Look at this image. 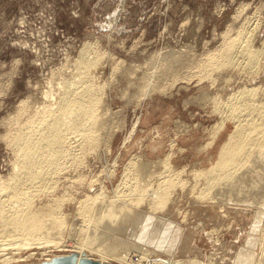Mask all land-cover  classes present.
<instances>
[{"label": "rangeland", "instance_id": "rangeland-1", "mask_svg": "<svg viewBox=\"0 0 264 264\" xmlns=\"http://www.w3.org/2000/svg\"><path fill=\"white\" fill-rule=\"evenodd\" d=\"M244 23L250 27L240 44L251 47L247 56L256 68L223 64L227 57L219 52ZM84 83L86 102L95 103L87 126L93 137L71 133L77 158L63 160L48 181L45 191L52 192L40 193L38 204L60 197L67 225L79 215V199L103 187L114 208L153 214L171 230L158 244L132 229L133 215L121 229L114 218L106 228L119 241L108 237L100 245L89 233L80 237L78 245L92 256L115 264H124L117 258L123 255L140 264H165L162 258L190 264L193 257L198 264H234L264 226V176L247 174L250 165H244L235 188L217 192L196 174L215 173L219 146L237 124L226 113L230 91L258 85L254 99H264V0H0V178L18 156L12 137L25 129L26 117L27 123L56 107L66 85L81 89ZM143 188L160 192L149 196L156 202L146 201ZM100 225L91 221L86 228L94 233ZM32 250V260L42 257L44 248Z\"/></svg>", "mask_w": 264, "mask_h": 264}, {"label": "bare ground", "instance_id": "bare-ground-1", "mask_svg": "<svg viewBox=\"0 0 264 264\" xmlns=\"http://www.w3.org/2000/svg\"><path fill=\"white\" fill-rule=\"evenodd\" d=\"M255 24V26H257L256 21ZM248 26L249 25H245V23L244 25L241 24L237 28L235 36L231 37V44H227L223 49L219 50L221 57H224L225 55L227 57L223 64L229 63L231 66H246L249 64L252 68L257 67V60L254 59V57H251L252 55L247 56L248 54H251V47L248 45H241L239 40L242 33L245 30L248 31V28L250 27ZM249 31L251 30L249 29ZM233 38H235L236 41ZM156 54H159V52ZM240 57H243L244 60H241ZM87 65L88 62H85L84 66ZM255 86L258 87V85ZM255 86H241L232 92L230 91L225 102L228 106L226 113L228 116L235 118L237 124L234 125V129L227 134L226 138L219 146L216 162L212 167L215 173H212L211 175L206 171H203L197 172L196 174V176H198V174L205 175V184L214 191L225 192L230 189L231 192V190L235 188L234 179H236L237 176L239 179L244 175L241 174L242 172L240 171V168L244 165H250L247 174L252 175L254 173V176L257 177L264 176V99H262L261 102L254 99V95H256L254 93L258 92L254 89ZM75 88L73 87V84L66 85L62 90V95L58 98V105L56 107H45L42 109L41 114L36 117L37 119L35 118V120H31L30 118V122L34 121V124L30 122L26 123L28 120L26 117L24 125L26 126L25 129H20V126V130L18 129V131H21V133L12 137L16 147L18 145L17 149L19 150V153L18 156L16 155V159H14L15 161L13 160L14 163L12 164V170H10L8 176L0 178V264H43L45 260H50L56 255L68 252L85 254L99 262L111 263V261H108L107 256L98 258L94 257L89 249L81 247L78 244L81 240L80 237L88 236L87 233L90 234L88 237H96L100 245L104 244L108 237H112L113 242L119 241L120 236L115 235L112 231L106 228L107 222L112 221L114 218L121 219V221L118 220L120 221L119 226L121 229L124 227L125 222L130 219V215H133L131 224L132 229L136 230L141 228L140 234L145 235V238L148 241L156 242L158 244L164 240L165 236L168 235L171 230L170 223L162 218H157L153 214H148L138 209H127L124 212H121L119 208H114L113 200H111L113 198L108 199L106 190H104L103 187L102 189H96L92 193H87L85 197L79 199V209H77V212L75 211L79 215L74 217L77 219L72 218L67 225L65 224L67 221L63 217V214L60 209L58 210L57 208L60 206L57 204L61 203L60 197L55 198L56 196H54V201L48 203L44 202L46 200H43L41 202L39 201L38 204V201L36 200L39 198L40 193H43V191L51 186V183L49 185L48 181L53 177L52 174L55 175V172H57L59 168L66 165H63L65 163H63V160L68 157H71L70 159H72L73 156L74 158H77L73 151H71L73 150V141H70V139L75 135H80V138L84 140L93 137V130H91L90 127H87L91 121V114L93 113L95 104L92 101L86 102L89 97V84L84 83L81 89L76 88L80 91H76ZM258 90L259 93H261L260 88ZM46 91L48 92V90ZM43 93H45V91ZM258 95L262 96V94ZM259 98L257 99L259 100ZM261 98H264V95ZM72 108L77 110L75 111L76 115H69V109ZM79 109L88 110L78 111ZM215 124L213 125L214 130L211 128L213 130V134H211L212 138L224 125L223 120L216 125ZM75 131L76 133L72 135L71 133ZM77 144H79V142ZM131 162L132 161H130V163ZM145 175H147V173H145ZM89 183L91 184V182ZM160 190L161 193L164 192V187H162V185ZM48 191L52 192L51 189ZM116 191H114L116 192V198L117 195L120 198L122 194H120L118 189ZM143 191H146L145 194L148 196V199L146 198L147 200L145 198L143 199L148 203L156 202L155 199H152L149 196L155 193H160L153 190H145V188H143ZM109 196L112 197V195ZM141 197H144V195ZM230 197L232 198V196ZM212 199L213 198H211V200ZM227 199L229 200V197ZM135 200V203L136 201L139 202V200ZM116 205L118 204L116 203ZM236 209L238 208L236 207ZM254 219L256 221V218ZM91 221H102L104 225H100L102 228L99 231H97V228L94 229L95 232L93 233V231L86 228ZM65 227H67V236L64 238L62 237L61 239L60 236H62V231ZM145 231L146 233H144ZM253 238H250L248 241L249 245L246 246L243 251H240V255L235 260L234 264H252L256 255L255 247L258 251V257L255 260V264H264V226L261 228L260 236L254 240ZM60 241L63 243L65 242L64 245L74 243L75 245L73 246L77 247H63L61 246L63 243H60ZM50 244H52L55 249H46ZM34 248H44L43 251H38L41 252L42 257L37 258L36 261L32 260L35 252L32 249ZM115 249H117V247L114 245L112 250ZM50 250L68 251L51 253ZM140 255L141 254H139V256ZM141 257H143V255ZM117 258H119L118 260L124 264H140L138 262L134 263L129 256L123 255L117 256ZM160 261H163L165 264L170 261L175 262L176 264H183L184 262L178 258H162ZM213 261L216 262V260ZM190 262H192L190 264H198L201 261L193 257L190 259Z\"/></svg>", "mask_w": 264, "mask_h": 264}, {"label": "water", "instance_id": "water-1", "mask_svg": "<svg viewBox=\"0 0 264 264\" xmlns=\"http://www.w3.org/2000/svg\"><path fill=\"white\" fill-rule=\"evenodd\" d=\"M43 264H113L102 263L92 259L85 254H77L75 252H68L61 255H56L50 260H45Z\"/></svg>", "mask_w": 264, "mask_h": 264}]
</instances>
